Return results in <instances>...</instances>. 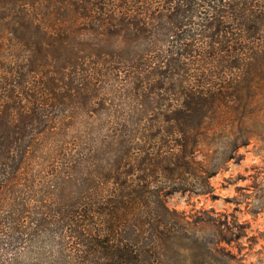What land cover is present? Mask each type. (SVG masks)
I'll return each mask as SVG.
<instances>
[{"label":"trees","instance_id":"16d2710c","mask_svg":"<svg viewBox=\"0 0 264 264\" xmlns=\"http://www.w3.org/2000/svg\"><path fill=\"white\" fill-rule=\"evenodd\" d=\"M263 86L264 0H0V264H173Z\"/></svg>","mask_w":264,"mask_h":264},{"label":"rangeland","instance_id":"374dc122","mask_svg":"<svg viewBox=\"0 0 264 264\" xmlns=\"http://www.w3.org/2000/svg\"><path fill=\"white\" fill-rule=\"evenodd\" d=\"M257 98L253 136L209 178L211 191L165 196L188 220L175 241L188 249L171 252L173 264H264V86Z\"/></svg>","mask_w":264,"mask_h":264}]
</instances>
